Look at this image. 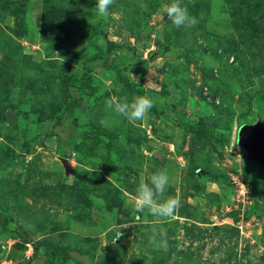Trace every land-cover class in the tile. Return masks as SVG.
I'll use <instances>...</instances> for the list:
<instances>
[{
  "label": "rangeland",
  "instance_id": "1",
  "mask_svg": "<svg viewBox=\"0 0 264 264\" xmlns=\"http://www.w3.org/2000/svg\"><path fill=\"white\" fill-rule=\"evenodd\" d=\"M95 2L0 0V264H264V172L237 143L264 119V0H180L181 27L171 0ZM134 96L135 123L104 103ZM160 169L169 218L135 209Z\"/></svg>",
  "mask_w": 264,
  "mask_h": 264
},
{
  "label": "clouds",
  "instance_id": "2",
  "mask_svg": "<svg viewBox=\"0 0 264 264\" xmlns=\"http://www.w3.org/2000/svg\"><path fill=\"white\" fill-rule=\"evenodd\" d=\"M113 0H96V14L99 17L107 18L109 5ZM164 14L176 27L186 26L195 23L186 8L182 7L180 0H171L164 9ZM105 106L115 114L124 117L129 123L142 121L146 114L152 109L153 101L147 96H134L131 100L121 97L117 102L115 97L106 99ZM169 177L165 170L160 169L149 175L147 180L143 178L139 181L135 189V209L137 212L147 210L154 217L169 218L173 216L174 210L178 206L176 198H164ZM160 197V199H157ZM120 232L116 236H119ZM149 243L154 247L167 250V240L163 230L159 232L152 229L149 236Z\"/></svg>",
  "mask_w": 264,
  "mask_h": 264
},
{
  "label": "water",
  "instance_id": "3",
  "mask_svg": "<svg viewBox=\"0 0 264 264\" xmlns=\"http://www.w3.org/2000/svg\"><path fill=\"white\" fill-rule=\"evenodd\" d=\"M237 143L246 150L247 159L259 164L264 172V119L240 125Z\"/></svg>",
  "mask_w": 264,
  "mask_h": 264
},
{
  "label": "trees",
  "instance_id": "4",
  "mask_svg": "<svg viewBox=\"0 0 264 264\" xmlns=\"http://www.w3.org/2000/svg\"><path fill=\"white\" fill-rule=\"evenodd\" d=\"M43 2L44 3H49L50 2V0H43ZM15 12V14L17 13V10H14ZM131 87L137 92V93H139V94H142L143 93V90L142 89H140L139 87H140V84H138V83H136V82H133L132 84H131ZM5 112L3 111V110H1L0 109V121H5ZM22 264H29V262L27 261H24V262H22Z\"/></svg>",
  "mask_w": 264,
  "mask_h": 264
},
{
  "label": "built area",
  "instance_id": "5",
  "mask_svg": "<svg viewBox=\"0 0 264 264\" xmlns=\"http://www.w3.org/2000/svg\"><path fill=\"white\" fill-rule=\"evenodd\" d=\"M232 183H234L237 187H239L240 191H243V184L242 181L240 179H238L237 177H233L232 178Z\"/></svg>",
  "mask_w": 264,
  "mask_h": 264
}]
</instances>
